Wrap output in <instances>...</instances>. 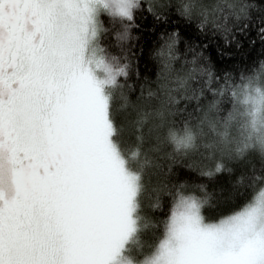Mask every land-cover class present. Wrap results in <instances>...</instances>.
Here are the masks:
<instances>
[{
	"label": "snow or ice",
	"instance_id": "1",
	"mask_svg": "<svg viewBox=\"0 0 264 264\" xmlns=\"http://www.w3.org/2000/svg\"><path fill=\"white\" fill-rule=\"evenodd\" d=\"M248 9L179 5L197 30L224 34ZM144 11L143 0H0V264H264V65L234 77L192 50L176 71L173 33L155 87L133 99L129 41ZM202 151L221 153L209 177L261 165L255 194L215 221L204 186L189 191L173 167ZM158 226V243L142 242Z\"/></svg>",
	"mask_w": 264,
	"mask_h": 264
},
{
	"label": "trees",
	"instance_id": "2",
	"mask_svg": "<svg viewBox=\"0 0 264 264\" xmlns=\"http://www.w3.org/2000/svg\"><path fill=\"white\" fill-rule=\"evenodd\" d=\"M211 3L212 0H205ZM249 5L246 16L234 20L229 24L231 29L227 34L213 31L197 30L198 21L189 20L181 16L179 5L181 0H143L144 8L149 4L152 12H142L138 15L139 23L136 30L131 31L129 44L133 55L130 63V78L128 83L134 89V99L140 93V85L145 89L155 87L157 74L161 71L162 61L156 52L163 40L170 34H177L178 62L173 64L176 71L180 70L185 59H190V51L195 50L207 62L220 72H227L230 76L239 77L247 74L256 66L264 65V0H241ZM160 5H164L161 7ZM155 13V15H153ZM159 17V19H157ZM114 39V37L112 38ZM219 152H201L181 159L173 167L178 169V182L188 186L189 191H196L197 186H204L208 201L202 209L203 215L209 221H215L224 215L238 209L250 199L255 190L249 186L248 177L253 169L261 167L258 160L245 164L228 163V170L215 173L211 177L204 172L213 171L215 165L221 162ZM260 187L257 183L256 188ZM153 201L146 194L142 202V215L151 223L161 219V209L153 208ZM162 226L145 229L141 237L145 244L158 243L162 237Z\"/></svg>",
	"mask_w": 264,
	"mask_h": 264
}]
</instances>
